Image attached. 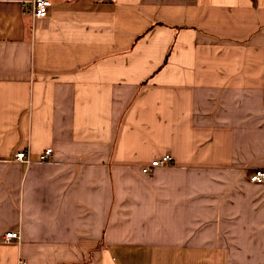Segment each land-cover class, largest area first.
<instances>
[{
	"label": "crops",
	"instance_id": "obj_1",
	"mask_svg": "<svg viewBox=\"0 0 264 264\" xmlns=\"http://www.w3.org/2000/svg\"><path fill=\"white\" fill-rule=\"evenodd\" d=\"M24 1L0 0V264H264V0Z\"/></svg>",
	"mask_w": 264,
	"mask_h": 264
},
{
	"label": "built area",
	"instance_id": "obj_2",
	"mask_svg": "<svg viewBox=\"0 0 264 264\" xmlns=\"http://www.w3.org/2000/svg\"><path fill=\"white\" fill-rule=\"evenodd\" d=\"M24 14L32 16L33 21L44 20L48 17L49 8L51 7V1L49 0H26L23 2ZM52 149H47L43 154L40 155L41 161L49 160ZM17 161L20 160L22 163L30 164L31 158L28 151H20L15 155ZM173 158L171 155L166 154L159 159L154 160L149 165H145L142 168V173L145 175L152 174L157 168L164 165H172ZM250 181L253 183L262 184L264 183V170H258L250 175ZM14 239H20L19 232H7L4 235V241L9 242Z\"/></svg>",
	"mask_w": 264,
	"mask_h": 264
}]
</instances>
